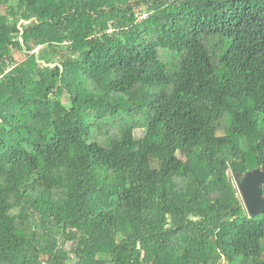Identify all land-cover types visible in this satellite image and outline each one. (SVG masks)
<instances>
[{"label":"trees","instance_id":"16d2710c","mask_svg":"<svg viewBox=\"0 0 264 264\" xmlns=\"http://www.w3.org/2000/svg\"><path fill=\"white\" fill-rule=\"evenodd\" d=\"M263 167L264 0H0V264H264Z\"/></svg>","mask_w":264,"mask_h":264},{"label":"water","instance_id":"95a60500","mask_svg":"<svg viewBox=\"0 0 264 264\" xmlns=\"http://www.w3.org/2000/svg\"><path fill=\"white\" fill-rule=\"evenodd\" d=\"M234 176L238 180V188L248 213L253 216L261 213L264 210V167L248 171L241 179L237 173H234Z\"/></svg>","mask_w":264,"mask_h":264}]
</instances>
